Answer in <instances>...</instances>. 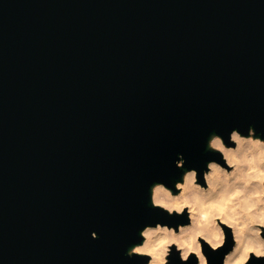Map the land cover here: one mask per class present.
<instances>
[{"label":"water","instance_id":"water-1","mask_svg":"<svg viewBox=\"0 0 264 264\" xmlns=\"http://www.w3.org/2000/svg\"><path fill=\"white\" fill-rule=\"evenodd\" d=\"M250 125L264 0H0V264H145L146 223L189 221L152 184L175 189L180 153L204 182L210 134Z\"/></svg>","mask_w":264,"mask_h":264},{"label":"clouds","instance_id":"clouds-1","mask_svg":"<svg viewBox=\"0 0 264 264\" xmlns=\"http://www.w3.org/2000/svg\"><path fill=\"white\" fill-rule=\"evenodd\" d=\"M240 139L253 140L264 144V134H258L254 125H250L246 132L234 127L227 137L219 132L210 134L207 147L222 154L223 162L217 158H211L207 161L203 170V180L206 186H202L200 183L201 169L197 167L185 168L181 178L175 182V195L170 192L166 203L155 198L154 193L159 185L170 186L165 181H157L153 184V206L162 207L170 215H182L187 209L189 221L185 226L168 224L162 221L146 223L140 230V234L144 239L131 246L128 255L145 254L150 256L146 264H171L172 255L178 254L183 264L185 262L191 264L193 254H195V264H211L208 250L219 249L226 246L227 243L218 235H205L202 230L204 222L217 203L224 199V195L229 189L237 187L239 181H244L243 187L245 188L251 183V179H248L246 175H238L235 169L228 172L223 167L225 163L231 164L234 162L228 156V153L234 151V146H239ZM186 161L187 157L180 153L179 159L176 161L177 166H185ZM225 174L231 183H224L223 175ZM213 178H216V183H213ZM254 179L261 178L254 177ZM253 194L256 196L264 194V180L256 186ZM91 235L93 238L99 237V233L95 230L92 231ZM201 238L204 240L203 246L200 243ZM217 240L220 241L219 244L215 243ZM173 245L175 248H173ZM252 251H255L256 258L264 257V244L259 249H252ZM246 260L247 258L240 254V250L236 249L224 264H245Z\"/></svg>","mask_w":264,"mask_h":264},{"label":"bare ground","instance_id":"bare-ground-1","mask_svg":"<svg viewBox=\"0 0 264 264\" xmlns=\"http://www.w3.org/2000/svg\"><path fill=\"white\" fill-rule=\"evenodd\" d=\"M228 156L234 162L231 164L225 163L223 167L228 172H232L235 169L238 175H246L248 179H251V183L245 188L243 187L244 181H239L237 187L229 189L225 193L224 199L217 203L216 207L209 213L208 219L204 222L202 230L205 235L211 236L215 234L223 240L226 237L223 224L233 225L235 244L226 254L224 262L229 260L232 252L236 249H239L240 254L248 260L250 255L255 252L252 249H259L264 244V238L261 235V233H264V211H262L264 209V194L260 196L253 194L256 186L264 180V162H262L264 161V144L253 140L240 139L239 146H234V151H230ZM221 161L223 162V157ZM183 167L187 168L186 166ZM254 177H260L261 179H254ZM223 180L225 184L231 183L226 174L223 175ZM216 182V178H213V183ZM200 183L202 186H206L204 182L200 181ZM170 187L159 185L154 193L155 198L166 203L170 192L175 195V189ZM185 212L188 213L187 209ZM186 224L181 223L179 225L185 226ZM219 242V240L215 241L217 244ZM200 243L201 246L204 245L203 238H201Z\"/></svg>","mask_w":264,"mask_h":264},{"label":"rangeland","instance_id":"rangeland-1","mask_svg":"<svg viewBox=\"0 0 264 264\" xmlns=\"http://www.w3.org/2000/svg\"><path fill=\"white\" fill-rule=\"evenodd\" d=\"M230 168V167H229ZM232 169V168H231ZM185 170V168H184ZM202 181V180H201ZM203 182V181H202ZM225 225H229L231 227V230H232V233H233V236H234V232H233V225H230V224H223V228H224V231H225V236L227 237V232H226V228H225ZM262 237L264 238V233H261ZM226 237H225V240H226ZM235 239V237H234ZM255 253V252H253ZM256 254V253H255ZM251 256V255H250Z\"/></svg>","mask_w":264,"mask_h":264}]
</instances>
